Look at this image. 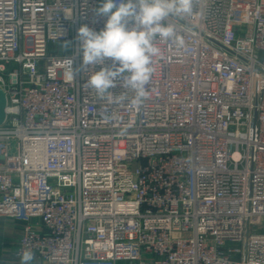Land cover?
<instances>
[{"label": "built area", "instance_id": "2783aa9c", "mask_svg": "<svg viewBox=\"0 0 264 264\" xmlns=\"http://www.w3.org/2000/svg\"><path fill=\"white\" fill-rule=\"evenodd\" d=\"M100 2L0 0V216L22 222L16 256L264 264V0H192L166 21L184 46L155 41L139 109L130 91L113 104L84 88L99 66L81 68L77 29L104 28Z\"/></svg>", "mask_w": 264, "mask_h": 264}, {"label": "clouds", "instance_id": "9594fccd", "mask_svg": "<svg viewBox=\"0 0 264 264\" xmlns=\"http://www.w3.org/2000/svg\"><path fill=\"white\" fill-rule=\"evenodd\" d=\"M192 11V0H101L95 14L105 18L104 28L96 31L85 24L77 29L81 68L99 66L89 72L84 88L94 91L99 100L113 104L127 101L126 93L130 91L131 106L139 109L151 95L146 86L154 72L153 58L161 53L155 41H172L182 48L183 37L173 23L166 21L183 19ZM71 44L64 41L61 47L70 49ZM108 60L111 66H106ZM72 64L73 57L66 58V70L74 78ZM118 82L124 91L113 94L110 89ZM34 259L31 250L21 254V264H31Z\"/></svg>", "mask_w": 264, "mask_h": 264}, {"label": "crops", "instance_id": "0c3cea01", "mask_svg": "<svg viewBox=\"0 0 264 264\" xmlns=\"http://www.w3.org/2000/svg\"><path fill=\"white\" fill-rule=\"evenodd\" d=\"M22 222L6 216H0V264H21V258L15 254L19 247ZM32 264H44L36 259Z\"/></svg>", "mask_w": 264, "mask_h": 264}, {"label": "water", "instance_id": "95a60500", "mask_svg": "<svg viewBox=\"0 0 264 264\" xmlns=\"http://www.w3.org/2000/svg\"><path fill=\"white\" fill-rule=\"evenodd\" d=\"M6 108H7V94L0 87V126L3 125L6 121L7 118Z\"/></svg>", "mask_w": 264, "mask_h": 264}, {"label": "rangeland", "instance_id": "374dc122", "mask_svg": "<svg viewBox=\"0 0 264 264\" xmlns=\"http://www.w3.org/2000/svg\"><path fill=\"white\" fill-rule=\"evenodd\" d=\"M61 44H56V45H50V51L52 52H57V51H62L63 48L61 47ZM15 144L16 142L15 141H12L11 144H10V151L11 153H15Z\"/></svg>", "mask_w": 264, "mask_h": 264}]
</instances>
